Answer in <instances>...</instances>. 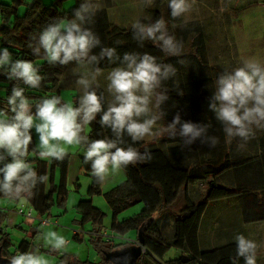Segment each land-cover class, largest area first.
Here are the masks:
<instances>
[{
	"label": "trees",
	"instance_id": "1",
	"mask_svg": "<svg viewBox=\"0 0 264 264\" xmlns=\"http://www.w3.org/2000/svg\"><path fill=\"white\" fill-rule=\"evenodd\" d=\"M96 1L0 2V47H7L13 59L30 60L34 65H39L38 71L43 77L38 89H30L21 83L19 86L26 89L24 95L33 105L52 95L60 96L61 103L66 102L61 94L60 83L67 70L73 65L76 66L75 62L63 66L49 65L43 55L32 54L29 43H35L32 38L47 24L67 22L73 18V10L80 4H90L92 10L86 14L90 19L84 26L91 28L100 40V44L93 48L90 54L98 55L102 47H112L116 49V59L109 62L105 57L95 65L83 66L87 65L92 71L96 67L101 71H110L126 64L123 61L124 53L147 52L156 58L162 71L164 66H171L174 70L170 71L166 78H162L155 89L157 93L166 96V99L161 101L151 114L160 117L158 122L164 129L174 117L179 116L181 123L192 122L203 131L195 138L181 137L180 124H177L174 137L165 132L163 136L151 141L142 140L135 143L126 135H122V138H126L128 144L145 158L123 168L126 174L124 183L129 185L124 187L129 188L131 194L125 195L127 192H124L123 188H112L106 193L111 211L110 229L118 234V237L131 231L135 232V240L128 239L117 243L115 239L106 241L102 237L106 213L94 205L93 197L103 194V179L93 175L91 162L84 163L83 153L79 154L80 170L90 181L85 196L80 197L74 205L79 215L74 222L79 223L81 227L85 223L90 224V241L100 254L96 262L88 264H111L106 257L108 253L118 252L136 243L141 245L144 251L134 264H228L220 262L219 259H224L229 253L235 256L233 238L237 234H243L249 239L257 240V236L251 238L254 230L251 231L247 227L251 223H257V226L264 222V129H254L255 135L247 142L239 137L229 140L221 122L216 120L209 104L216 88L215 79L227 66L210 56L205 22L197 18L174 21L170 16L168 0H142L143 15L140 20L150 25L156 18H163L167 34L175 38L180 52L178 55H167L158 45H153L147 39L140 40L138 35L134 39L137 30L132 24L124 25L111 20L108 11L114 0H103V4L97 7ZM13 86L14 82L0 75V89L4 91L0 98L10 94ZM93 88L96 89L97 95L103 94L102 109H106L112 101L111 98L106 94L104 87L89 86V90ZM79 95L81 94L78 92L72 94L70 103H73L74 107ZM152 99L155 103L156 97ZM32 110H35L34 107ZM99 116L100 113L87 126L88 131L85 130L81 135H87L90 140L105 137L115 139L108 127L98 124ZM212 137L216 138L217 142L215 146L210 147ZM126 144L123 146H127ZM31 147L32 145L30 150ZM34 159L36 158L29 160ZM69 162L68 154L60 161L36 160V184L28 193H22L18 198L27 200L32 212L40 218L50 215L56 199L67 195ZM42 175L47 177L45 182L39 180ZM74 189L79 191L77 179ZM145 193H150L155 199L146 200ZM5 196L0 193V197ZM140 203L143 206L139 212L118 219L122 211ZM226 205L231 206L230 210L221 211ZM176 207L179 209L175 210ZM168 215L172 221L166 219ZM7 220L8 210H0V257L10 260L17 252L23 254L30 251L35 246L34 240L40 231L33 228L29 236H23L17 243H13L11 234L6 229L7 225H1L2 221ZM181 230L194 235V248L189 247L185 239L187 236L182 235ZM72 239L81 241L83 237L79 233H73ZM178 243H181L178 248L180 252L175 258L166 259L168 250ZM218 251L224 252L220 254L221 257L208 259V254ZM52 252L57 254L58 251ZM58 258L57 264H85L65 253L60 254ZM240 260L244 264L243 258Z\"/></svg>",
	"mask_w": 264,
	"mask_h": 264
},
{
	"label": "clouds",
	"instance_id": "2",
	"mask_svg": "<svg viewBox=\"0 0 264 264\" xmlns=\"http://www.w3.org/2000/svg\"><path fill=\"white\" fill-rule=\"evenodd\" d=\"M172 18L180 17L188 10L187 0H168ZM92 5L80 4L73 10V18L67 22L47 24L29 43L33 55L40 56L49 65H95L107 57L109 62L116 59V49L102 47L99 54H90L100 44L99 37L91 28L85 27L90 19L86 14ZM132 27L137 30L140 40H149L158 45L167 55H178L180 49L174 36L167 34L163 18L150 25L134 21ZM124 66H117L107 74V91L112 101L102 109V95L96 89L89 90L90 83L101 74L99 67L86 75H78L75 85L81 95L73 103H61V97L52 95L42 98L33 105L24 95L27 85L30 89H38L43 79L39 73V65L30 60L13 59L7 47H0V75L14 82L10 94L0 98V193L9 198H18L28 193L36 184V160L51 162L63 160L70 147H83L84 163L91 162L94 176L104 179L110 173H116L145 157L136 148L127 144L122 135L130 138L132 143L142 141L145 137H161L165 132L170 137L176 134V125L180 124L181 137L195 138L203 131L192 122H180L179 116L173 118L164 128L157 129L158 115H152V109L158 107L166 96L157 93L162 78H166L171 66L156 62V58L147 52L143 54L124 53ZM91 75V80L87 78ZM216 88L209 104L217 121L224 125L226 138H241L247 142L255 133L254 129H264V61L258 58L243 60L231 71H223L216 79ZM156 97L152 108L149 107ZM34 107V111L32 110ZM100 113L99 125L108 127L115 139L90 140L81 135L86 127ZM143 117V119H141ZM154 129H157L154 131ZM36 135L33 141V132ZM191 142V141H189ZM216 138H211V146H215ZM30 145H32L30 150ZM114 149V151H110ZM29 157H35L29 160ZM46 175L39 177L45 182ZM235 242V259L238 264L243 258L244 264H257V244L254 240L237 234ZM130 240V239H129ZM51 249L60 251L66 241L55 232L50 233L47 240ZM10 264H47L37 250L17 252L10 258Z\"/></svg>",
	"mask_w": 264,
	"mask_h": 264
},
{
	"label": "rangeland",
	"instance_id": "3",
	"mask_svg": "<svg viewBox=\"0 0 264 264\" xmlns=\"http://www.w3.org/2000/svg\"><path fill=\"white\" fill-rule=\"evenodd\" d=\"M187 3L189 5L188 10L180 17L172 18V20L181 21L190 18H198L205 20V22L209 24H212L216 28V31L212 32V36L211 33L209 36V48L212 58H214L215 60L220 59L224 61L227 59L228 62L230 61L236 67L239 66L243 60L248 58H258L264 61V0H187ZM101 4H103V0H97L95 2L96 7ZM141 9L142 0H114V4L109 8L108 12L111 20L116 23H122L126 25L132 24L134 21H139L141 24H144V22L140 20L143 15ZM157 19L159 18H156V20ZM155 21L153 23H155ZM91 71L92 70L87 68V65H73L72 67H70L64 74L63 79L60 83L62 87V96L70 102V100H72L73 93L78 92L79 94H82L80 93L79 88L75 85V80L77 79L78 75H86ZM110 71H101V74L96 76L95 81L90 83V85H99L101 87H104V89L106 90V94L112 100V96L107 91L108 81L106 79L107 74ZM87 78L91 80V75H88ZM3 93L4 91L1 88L0 95H3ZM158 128H163V126L157 121V129ZM157 129H154V131ZM85 130L88 131V128L86 127ZM32 132L33 137L36 140L37 134H35L34 130H32ZM122 139L125 141V143L128 144V140L126 138ZM145 139L151 141L153 137H145ZM83 151L84 149L81 147H70L68 149L67 154L70 157L68 171L70 170V173L75 174L76 171L79 170V154H82ZM32 158L34 157H29V159ZM75 178H79V191L76 192L74 189V183H70L73 181H68V199L65 210L60 208L55 203L51 207L50 215L42 217V219H46L47 221H49V223H47L46 225L48 226L46 232L49 230L55 232L53 230L54 228L59 230H63V228H69V233H67V235L63 237L65 241L68 240L71 243L68 247V250L74 252V254L70 252L65 253L63 249L65 246L58 252H60V254H68L71 257H74L78 262H85V264H88V262H96L100 258V254L97 253V249L90 241V233L88 231V229H90L91 227L90 224L85 223L81 227L79 223L74 222V219H78L79 217L74 208V205L80 197L85 196L86 189L90 180L88 176L84 174L76 176ZM119 178L120 176L118 173H110L106 176V186H111L112 184H114L115 180H118ZM98 196L100 198H98ZM98 196L93 197L95 202H93L94 205H96V203L99 204V202H101L102 204L104 201L102 195ZM145 199L154 200L155 197L151 196L150 193H145ZM21 201L28 208L27 200L22 199ZM142 206V203L131 206L130 208L122 211L118 215V219H122L139 212ZM178 209L179 207L175 208V210ZM103 211L106 213L103 221V232L105 231L107 232V234H113L115 236V242L117 243L122 241V239L118 238L119 235L113 233L110 229V209L108 211ZM17 217V221L19 222L21 221V217L23 218L25 216L18 214ZM166 219L172 221V218L169 215ZM256 224L257 223H251L247 228L251 229L252 227H256L253 228L254 231L252 232L255 233H252V236L258 237V239L254 241L257 244L256 253L260 256L261 254H264V222L262 224H259V226H256ZM166 228L168 229L167 224ZM7 230L10 232L11 237L13 238V243H17L23 237V234H20L21 232L18 228L9 226ZM42 230L44 231L43 228L41 229V231ZM181 232L182 235L187 236V238L185 239L186 241H188L187 243L189 244V247L194 248V235H189L187 234V232H183L182 230ZM55 233L57 235H60V233L58 232ZM73 233H79L83 237V240L78 241L72 239ZM127 236H129L130 238H135L136 233L131 231L128 232L127 235L122 237L124 239H128ZM49 238L50 235H44V238L42 235L40 238L36 239L34 241L35 246L31 248V251L37 250L38 254L45 258L47 264H57L60 254L58 252L57 254L55 252H52L54 250L51 249L50 245L47 243V240ZM38 244H44V250H40ZM180 244L181 243H178L177 246L172 247L168 250L166 259L175 258L177 256V253L180 252L178 249ZM47 249H50L51 251H47ZM222 253L224 252L218 251L216 253L208 254V259L210 258V260H213L211 258H214L215 260V258L217 259V257H221L220 254ZM233 255L232 253H229L228 255H225L224 259L221 258L219 259V261L221 260L220 262L233 264V260L235 259V256L233 257ZM258 255L257 261L264 262V258H259ZM238 264H242V261L240 259Z\"/></svg>",
	"mask_w": 264,
	"mask_h": 264
},
{
	"label": "crops",
	"instance_id": "4",
	"mask_svg": "<svg viewBox=\"0 0 264 264\" xmlns=\"http://www.w3.org/2000/svg\"><path fill=\"white\" fill-rule=\"evenodd\" d=\"M9 0H0V2H7ZM142 9H143V6H142ZM192 19V18H190ZM198 19V18H197ZM201 21L205 22V20L203 19H200ZM205 26H206V30H207V34H208V44H209V36H210V33H211V36H212V32L216 31V28L212 25V24H209L207 22L204 23ZM210 50V48H209ZM212 57V55H210ZM223 59V58H222ZM219 63H222V65L224 64L225 66H227V69H224L222 70L223 71H231L233 68H235L236 66H234L230 61L228 62V60L226 59L225 61L224 60H220L218 59ZM238 67V66H237ZM221 72V73H222ZM218 77H216L217 79ZM215 79V80H216ZM216 85V83H215ZM0 92H1V89H0ZM65 99V98H64ZM66 102H69V100L65 99ZM70 103V102H69ZM154 103L153 102V99L152 101L150 102L149 104V107L152 108V104ZM154 111V108L152 109V112ZM221 126H222V129H224V125L221 123ZM34 138V137H33ZM156 137H153V139H155ZM35 140V139H34ZM144 140H147V139H144ZM35 142V141H34ZM119 174L120 178L118 180H115L114 184H112L111 186H106V177L103 179V185H102V196H103V203L101 204V202H99V204L96 203V205L101 208L102 210H105V211H108L110 209V204H109V201H108V198H107V192L110 191L112 188H118V189H125L124 192H127V194L125 195H129L132 193V191L128 188H125L124 186H129L127 185V183H124V181L126 180V174L124 172L123 169H121L120 171L116 172ZM79 175H83L82 171L80 170V167H79V170L76 171L75 174L73 173H70V170L68 171L67 173V184H68V181H73V182H70V183H74L76 181V179L78 180L79 178H75L76 176H79ZM119 181V182H118ZM117 189V190H118ZM124 195V196H125ZM110 197H113L112 199H114L115 197L114 196H110ZM123 197V196H122ZM98 198H100L98 196ZM116 198H120V197H116ZM22 199L24 198H9L8 196H5V197H0V208L2 209H6L8 210V220L6 222L2 221L1 225L3 226L4 224H6V229H8L9 226L11 227H15V228H18L20 230V234H23V236H29L31 234V230L33 228H37L39 231H40V234L35 238L38 239L40 238L42 235H43V238H44V235H50V233L52 232L51 230L47 231L46 232V229L48 228V226L46 225H41L40 222L38 221V218H40L37 214L35 213H32V216L31 217H21V221H17V216L18 214L14 213V209L15 207L17 206V204L19 203H22ZM67 199H68V196L66 195L65 197H62V198H58L56 199V204L60 207V208H64L66 206V203H67ZM76 199V198H75ZM98 200V199H97ZM93 202H94V199H93ZM95 203V202H94ZM29 205V203H28ZM227 206V205H226ZM224 206V208L220 209L221 211H227V210H230V205H228L227 207ZM12 209V210H11ZM22 222V223H21ZM231 225V224H230ZM259 226V225H257ZM44 229V231L41 229ZM253 228H251L250 230L252 231ZM55 232H58L60 233L61 236H66L67 233H69V228H63V230H59V229H53ZM8 231V230H7ZM9 232V231H8ZM10 233V232H9ZM254 236H252L251 234V238H253ZM128 239H133L135 240V238H130L128 237ZM13 240V238H12ZM34 240V241H35ZM35 244V242H34ZM71 243L66 240V243H65V247L63 248L65 253H73L72 251L68 250V247ZM135 245V244H134ZM134 245H131V246H128L126 247L125 249H128ZM38 246L40 247V250H44V244H38ZM31 251V249H30ZM257 251V250H256ZM259 256V255H258ZM259 258H264V254H262L261 256H259ZM50 261V260H48ZM259 264H264V262L262 261H259Z\"/></svg>",
	"mask_w": 264,
	"mask_h": 264
},
{
	"label": "water",
	"instance_id": "5",
	"mask_svg": "<svg viewBox=\"0 0 264 264\" xmlns=\"http://www.w3.org/2000/svg\"><path fill=\"white\" fill-rule=\"evenodd\" d=\"M142 247L139 244L120 250L119 252L108 253L106 257L111 261V264H134L142 252ZM0 264H10V260L0 257Z\"/></svg>",
	"mask_w": 264,
	"mask_h": 264
},
{
	"label": "built area",
	"instance_id": "6",
	"mask_svg": "<svg viewBox=\"0 0 264 264\" xmlns=\"http://www.w3.org/2000/svg\"><path fill=\"white\" fill-rule=\"evenodd\" d=\"M3 210H5V209H3ZM14 213L21 214L25 217H31L33 212H32V208L29 205L27 208L23 203H20V204H17V206L15 207ZM39 222L41 225H46L47 223H49V221H47L46 219H42V217L39 218ZM101 235L106 241H111V240L115 239V236L113 234H107V232H105V231L102 232ZM118 238H120L122 240H128V239H124L123 237H118ZM141 251L142 252L144 251L143 248Z\"/></svg>",
	"mask_w": 264,
	"mask_h": 264
}]
</instances>
